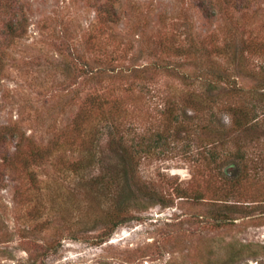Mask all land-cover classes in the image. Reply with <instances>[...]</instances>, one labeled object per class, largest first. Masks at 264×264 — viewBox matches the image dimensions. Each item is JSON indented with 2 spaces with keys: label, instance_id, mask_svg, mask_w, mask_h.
<instances>
[{
  "label": "rangeland",
  "instance_id": "374dc122",
  "mask_svg": "<svg viewBox=\"0 0 264 264\" xmlns=\"http://www.w3.org/2000/svg\"><path fill=\"white\" fill-rule=\"evenodd\" d=\"M226 42L230 97L195 80ZM263 80L264 0H0V264H264Z\"/></svg>",
  "mask_w": 264,
  "mask_h": 264
},
{
  "label": "trees",
  "instance_id": "16d2710c",
  "mask_svg": "<svg viewBox=\"0 0 264 264\" xmlns=\"http://www.w3.org/2000/svg\"><path fill=\"white\" fill-rule=\"evenodd\" d=\"M245 49L248 48H246L242 42H240V44L238 43L237 45L233 44V42L227 45L226 42L224 45H222L221 48L219 49L216 48L215 52H217L218 54L216 55V58H211L210 60H207L206 62H202L200 65L195 66V70H197L198 72L195 77V80L196 79L201 80L203 85L205 82L209 86L212 84H218V82L222 83L223 93H225L226 96L230 97L232 95V92L235 93L238 88L236 85L234 86L233 78L231 77V74L228 71L231 69L235 71V68L232 66L229 67L228 64L229 62H231L230 64H232L234 63L233 60H236L239 63V65L242 66V63L245 61V56H244ZM188 51H190L189 47H185V48L180 47V50H176L175 52L181 55L183 53L184 54L188 53ZM218 57L222 58L224 62H220L218 60L219 59ZM179 75H181V78L184 79L187 78V75L184 74L183 72L179 73ZM262 84L264 85V80ZM127 89L130 90V88ZM206 93L208 99L206 101V104H203L204 101L200 100L199 98V95H201L200 93L195 96L194 95L192 96V98L196 100V102L194 101L193 102L196 104L198 108H200V110L206 107H210V105H212L211 103L214 102L215 100L217 102L221 101V100H217V98L215 97L217 93L212 94L210 90H206ZM204 94L205 92H203V95ZM261 95H264L263 88L261 90ZM84 106H85L86 114H82V118L77 117V119L73 121V125L77 130H81L86 126L91 125L95 121L105 120L109 122L108 128L116 131L114 127H116L118 121H121L123 119L121 117H123V115H125L126 113V106L122 101L109 103L107 99L102 100L97 94L87 95L84 100ZM237 106H235V108L238 109L237 112L241 119L243 118V114L241 113V109H240L241 107H237ZM236 123L237 126H239L240 124L239 118ZM200 127L206 129L205 126H200ZM113 143H115V148L117 150L115 151L114 155L116 158V162L118 163L115 164L119 169L118 172H114V174L116 175L118 173L120 178L124 180L127 184V176L128 175L131 176L132 168L134 165L135 152H133V147L128 146L126 142L123 140L122 136L120 135L116 137L112 135L106 139V144H108V146H111ZM156 144L157 142L152 147H155ZM141 146L142 147L140 149L147 153V150L149 148L148 145L146 144ZM29 156L31 159L41 158L42 154L39 151V149L36 148V151L34 150L31 151ZM87 157L92 159L93 153H91L89 156L87 155ZM99 161L100 163H103L101 160ZM74 165H75L74 167L79 166L76 162L74 163ZM73 171L79 173V168H75ZM120 194L121 193H118L117 196H114L115 199L117 198L120 200L121 199ZM113 221L114 222H111L112 227L115 226L117 223V221L115 220Z\"/></svg>",
  "mask_w": 264,
  "mask_h": 264
}]
</instances>
